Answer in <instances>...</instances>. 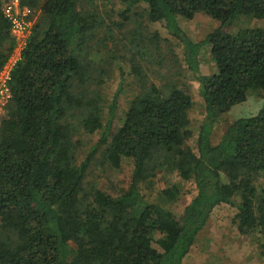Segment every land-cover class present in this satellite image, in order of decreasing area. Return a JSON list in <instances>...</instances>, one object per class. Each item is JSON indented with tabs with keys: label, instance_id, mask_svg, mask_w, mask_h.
I'll use <instances>...</instances> for the list:
<instances>
[{
	"label": "trees",
	"instance_id": "16d2710c",
	"mask_svg": "<svg viewBox=\"0 0 264 264\" xmlns=\"http://www.w3.org/2000/svg\"><path fill=\"white\" fill-rule=\"evenodd\" d=\"M82 1L20 0L40 19L11 72V98L0 119V264H184L220 205L238 210L234 225L264 260V27L231 32L241 17L263 21L264 0H117L126 21L132 9L147 5L148 21L163 25L181 46L205 104L195 148L189 145L193 99L176 83L150 80L139 35L123 41L124 56H112L129 61L138 91L116 126L122 68L104 114L99 88L107 64L91 54L104 21L94 0V10ZM3 6L0 0V74L16 48ZM198 14L219 25L196 42L179 22ZM113 40L108 34L102 43ZM206 47L216 65L211 75L200 68ZM251 93L261 96L262 107L233 121L215 143L220 118ZM92 135L99 137L96 146L81 152L83 137ZM124 159L134 168L115 196L89 181L95 162L122 170ZM173 173L178 183L168 178ZM186 182L196 194L177 213Z\"/></svg>",
	"mask_w": 264,
	"mask_h": 264
},
{
	"label": "rangeland",
	"instance_id": "374dc122",
	"mask_svg": "<svg viewBox=\"0 0 264 264\" xmlns=\"http://www.w3.org/2000/svg\"><path fill=\"white\" fill-rule=\"evenodd\" d=\"M1 1L4 4L9 2V0ZM82 3L83 8L86 10L95 9V7L90 8V0H83ZM94 4L98 8L102 21H104V25L99 27L96 33V40H94V45L95 43H99V46L91 52L93 55L92 59L102 58L106 60L105 63L107 64L105 67L107 74L103 75V84L99 88L105 101L103 106L104 114L105 112L107 114L109 104L112 103L114 96L118 92L122 80L120 72L122 68L126 71V76L119 97L116 126H120L121 121H118L119 118L124 115L128 103L138 91L129 61L127 59L123 60V57L121 60H118L112 56H116L117 58L118 56H124L126 45L123 41L128 45L127 37L133 36V34L139 35V39L143 41L142 46H145L148 50V60H144V65L148 70L150 80L158 86L169 84L170 81L176 83L179 88L185 90L193 99L194 107L190 112V120L194 137L189 141V145L195 148L197 131L203 122L205 104L200 94L199 83L183 62L182 49L179 43L169 35L163 25L152 24L148 21L147 5L137 6L132 9L129 14V20L126 21L120 15L126 7L117 0H94ZM29 16L33 18V20L31 19L32 25H35L40 19L39 13L30 12ZM179 23L188 36L196 42L203 40L219 25L217 21L204 14H198L191 21L180 19ZM250 27H264V20L260 21L241 17L232 26L231 32L236 33L241 29ZM108 34L113 36L114 40L106 42L103 45L102 41ZM155 34L158 35V40H154ZM100 43L102 44L100 45ZM116 49L117 51H115ZM118 51L121 52V55L118 54ZM151 55L154 57H151ZM110 57L111 61L108 59ZM200 68L205 75H211L216 72V65L208 47L204 48L201 53ZM262 101L259 94L251 93L245 104L238 105L231 112L222 116L215 128L213 141L218 143L227 127L233 121L255 115L262 107ZM4 112L5 107L2 111L0 110V119ZM98 141L99 137L97 135L84 136V145L81 148V152H90ZM100 158L101 155H98L97 160ZM101 165L95 162L89 174V181L100 183L101 188L105 192L115 196L117 189L127 186L134 165L130 159H124L122 170H113L108 166L104 169ZM168 178L174 183H178L181 180L177 173L169 174ZM259 181L264 183V178H260ZM182 184L184 186V193L181 196V202L173 206L177 213H181L196 194L195 186L192 182ZM263 188L260 187L259 190L263 191ZM237 213L238 210L230 205L216 207L212 211L208 226L201 233L199 241L194 245L191 254L185 259L184 264H264V260L260 256V250L252 243L250 238L242 236L234 225L233 221Z\"/></svg>",
	"mask_w": 264,
	"mask_h": 264
},
{
	"label": "built area",
	"instance_id": "2783aa9c",
	"mask_svg": "<svg viewBox=\"0 0 264 264\" xmlns=\"http://www.w3.org/2000/svg\"><path fill=\"white\" fill-rule=\"evenodd\" d=\"M3 12L5 17L12 24V35L16 41V48L9 59L4 70L0 74V110L7 105L11 98L9 89V80L11 78V72L13 68L21 60V52L26 45L27 39L31 34L32 22L28 19L30 11L21 6L20 0H9L3 6Z\"/></svg>",
	"mask_w": 264,
	"mask_h": 264
}]
</instances>
